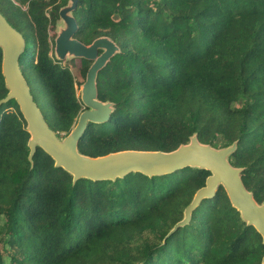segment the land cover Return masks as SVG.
<instances>
[{"label":"trees","instance_id":"1","mask_svg":"<svg viewBox=\"0 0 264 264\" xmlns=\"http://www.w3.org/2000/svg\"><path fill=\"white\" fill-rule=\"evenodd\" d=\"M69 0H0L27 42L20 66L50 98L49 126L66 137L83 111L77 77L85 58L60 63L50 31ZM75 37L106 36L120 48L98 72L109 120L89 122L80 153L171 152L190 142L225 148L264 203V0H78ZM102 52V50L100 51ZM0 46V264H264V239L223 185L182 221L212 174L130 172L116 179L73 175L38 147L9 89ZM28 81V80H27Z\"/></svg>","mask_w":264,"mask_h":264},{"label":"water","instance_id":"2","mask_svg":"<svg viewBox=\"0 0 264 264\" xmlns=\"http://www.w3.org/2000/svg\"><path fill=\"white\" fill-rule=\"evenodd\" d=\"M78 0H69L60 11L63 26L56 38V53L60 59L68 56L92 60L86 81L82 87V101L86 109L80 114L72 132L60 137L48 124L36 103L31 88L20 66V58L26 49V39L0 11V46L3 48V74L9 89L2 102L16 99L27 120L30 160L38 147L43 148L55 160L57 167L70 172L74 181L80 178L92 180L116 179L130 172L140 171L147 175L172 173L187 166L211 171L206 185L195 194L186 208L184 219L178 222L169 234L184 226L192 218L193 211L205 198L215 196L220 185L226 189L233 206L241 212L243 219L253 225L264 239V203L259 204L253 192L249 191L242 179V168L232 165L229 157L237 149V143L225 148L202 144L197 135L190 142L171 152L125 150L100 157L80 153L79 140L89 122H105L113 112V103L98 98V72L119 52L118 45L109 37L97 38L87 45L75 37L78 22L73 15ZM102 50V52H100ZM264 263V260H263Z\"/></svg>","mask_w":264,"mask_h":264},{"label":"rangeland","instance_id":"3","mask_svg":"<svg viewBox=\"0 0 264 264\" xmlns=\"http://www.w3.org/2000/svg\"><path fill=\"white\" fill-rule=\"evenodd\" d=\"M63 26V21L61 18L58 19L57 21V24L55 25L54 28L51 29L50 31V35H51V39H52V42H53V48H54V57L55 59L60 62V63H63V64H66V63H70L71 61L73 60H77L79 61L80 57H73V56H68L64 59H60L58 56H57V53H56V38L58 36V33H59V30H60V27ZM25 75V74H24ZM77 77V94L82 97V87H83V84L84 82L80 79H78V76L76 75ZM27 82H28V85L29 87L31 88V91H32V95L36 101V103L38 104L39 108L41 109L42 113L44 116H46V114L48 113L49 111V108H50V98H49V95L46 93V91L42 88L41 85H39V88L36 87L34 81L32 79H30V77L27 76ZM83 111L86 109V107L84 106L83 104ZM82 111V112H83ZM64 138V137H62Z\"/></svg>","mask_w":264,"mask_h":264}]
</instances>
